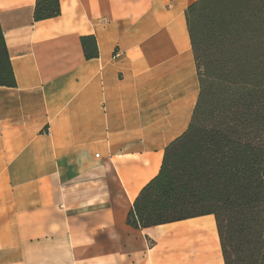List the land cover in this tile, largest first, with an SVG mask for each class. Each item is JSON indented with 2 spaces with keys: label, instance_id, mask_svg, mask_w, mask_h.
I'll return each mask as SVG.
<instances>
[{
  "label": "crops",
  "instance_id": "1",
  "mask_svg": "<svg viewBox=\"0 0 264 264\" xmlns=\"http://www.w3.org/2000/svg\"><path fill=\"white\" fill-rule=\"evenodd\" d=\"M195 1L59 0L34 21L36 0H0V264H224L213 215L126 221L191 121Z\"/></svg>",
  "mask_w": 264,
  "mask_h": 264
},
{
  "label": "trees",
  "instance_id": "2",
  "mask_svg": "<svg viewBox=\"0 0 264 264\" xmlns=\"http://www.w3.org/2000/svg\"><path fill=\"white\" fill-rule=\"evenodd\" d=\"M59 14V0H36L34 21ZM185 19L196 104L126 221L145 228L213 215L224 264H264V0H196ZM89 38L86 56L88 40L96 54ZM15 85L0 27V86Z\"/></svg>",
  "mask_w": 264,
  "mask_h": 264
},
{
  "label": "built area",
  "instance_id": "3",
  "mask_svg": "<svg viewBox=\"0 0 264 264\" xmlns=\"http://www.w3.org/2000/svg\"><path fill=\"white\" fill-rule=\"evenodd\" d=\"M96 156H97V154H96Z\"/></svg>",
  "mask_w": 264,
  "mask_h": 264
}]
</instances>
